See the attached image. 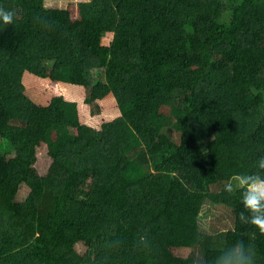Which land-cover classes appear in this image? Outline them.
I'll return each instance as SVG.
<instances>
[{"label": "trees", "instance_id": "16d2710c", "mask_svg": "<svg viewBox=\"0 0 264 264\" xmlns=\"http://www.w3.org/2000/svg\"><path fill=\"white\" fill-rule=\"evenodd\" d=\"M0 7L17 14L0 26V264H214L240 239L264 264L225 191L264 155V0ZM207 203L232 214L221 243Z\"/></svg>", "mask_w": 264, "mask_h": 264}, {"label": "clouds", "instance_id": "9594fccd", "mask_svg": "<svg viewBox=\"0 0 264 264\" xmlns=\"http://www.w3.org/2000/svg\"><path fill=\"white\" fill-rule=\"evenodd\" d=\"M17 14L0 7V26L12 25ZM257 171L237 174L225 185V191H240L244 211L239 214L241 224L252 225L264 234V155L255 162ZM214 264H256L253 248L240 239L227 246L215 258Z\"/></svg>", "mask_w": 264, "mask_h": 264}, {"label": "rangeland", "instance_id": "374dc122", "mask_svg": "<svg viewBox=\"0 0 264 264\" xmlns=\"http://www.w3.org/2000/svg\"><path fill=\"white\" fill-rule=\"evenodd\" d=\"M90 0H48V7L51 9H63L73 2H87ZM6 143L8 146H5L4 149H8L11 144L0 139V144ZM10 151V150H9ZM47 164V162H45ZM45 174V172H42ZM30 193V189L26 186H22L18 201L23 202L26 200ZM234 220L232 214L229 210H226L222 206H217L207 203L202 211L201 215V227L202 230L208 234L216 235L215 242L221 243L222 239L219 236L226 235L227 231L233 229ZM86 248L83 245L77 246V251L80 254H84Z\"/></svg>", "mask_w": 264, "mask_h": 264}]
</instances>
